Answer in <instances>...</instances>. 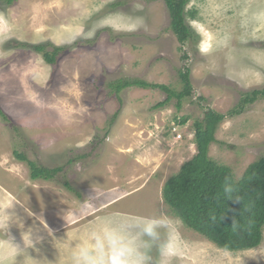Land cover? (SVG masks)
<instances>
[{"label":"rangeland","instance_id":"1","mask_svg":"<svg viewBox=\"0 0 264 264\" xmlns=\"http://www.w3.org/2000/svg\"><path fill=\"white\" fill-rule=\"evenodd\" d=\"M3 2L0 264H264V239L223 250L163 199L209 111L225 116L211 160L240 180L264 158V96L243 102L264 91V0H189L184 46L165 0ZM25 45L59 50L56 64ZM187 70L191 96L161 107L167 92L119 102L108 88L136 78L178 94ZM29 162L61 170L33 180Z\"/></svg>","mask_w":264,"mask_h":264},{"label":"trees","instance_id":"2","mask_svg":"<svg viewBox=\"0 0 264 264\" xmlns=\"http://www.w3.org/2000/svg\"><path fill=\"white\" fill-rule=\"evenodd\" d=\"M11 6L16 0H0ZM189 0H165L171 16V29L182 46L193 35L186 23V6ZM36 52H44V59L49 65L56 64L59 50L46 52L45 46H28ZM185 59L189 58L187 54ZM185 89L173 93L167 86L150 84L140 79L125 78L111 82L108 88L117 96L126 89L141 88L167 92L164 106L172 97L183 99L191 96L190 71H182ZM100 88V87H99ZM264 91L250 93L243 102H255ZM179 106V105H178ZM2 113V112H1ZM3 117H7L2 113ZM118 116V114H117ZM224 115L209 111L203 122H197V155L184 164L180 172L171 177L163 188V199L172 213L189 229L207 238L223 250L230 252L252 250L259 247L264 239V158L251 164L243 177L236 180L231 170L219 165L209 157V147L216 142L215 133ZM8 120V119H7ZM19 159L27 161L22 154ZM33 180H50L61 169L50 170L29 162Z\"/></svg>","mask_w":264,"mask_h":264}]
</instances>
